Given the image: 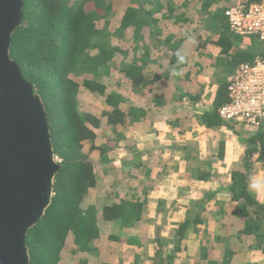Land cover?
Wrapping results in <instances>:
<instances>
[{
  "label": "trees",
  "instance_id": "16d2710c",
  "mask_svg": "<svg viewBox=\"0 0 264 264\" xmlns=\"http://www.w3.org/2000/svg\"><path fill=\"white\" fill-rule=\"evenodd\" d=\"M111 1L23 0L22 25L11 37L10 58L43 102L53 152L61 165L54 178L51 204L26 235L28 264H63L65 259L71 264H110L112 250L140 245L134 237L123 241L124 234L118 231L129 225L139 226L145 219L149 192L145 184L140 189L141 197L126 198L123 192L129 186L122 182L110 204L88 200L97 188V168L124 140L130 124L149 133L154 131L153 123L161 122L182 135L181 126L194 117L206 130L233 129L234 125L223 122L217 114L227 100L225 83L217 85L210 107H204L208 96L203 84L171 74L180 73L181 57L182 62L192 61L194 70L205 66L206 41L196 35L197 31L188 32L191 21L185 9H189V2L192 8L197 7L199 20L208 18L216 28L208 44L217 55L226 57L227 73L263 51L253 37L244 49L240 47L244 38L230 32L224 17L226 9L218 5V0H182V8L175 0H166L164 5L157 0H127L129 7L122 10L117 27L111 23L115 15ZM163 8L167 15L161 13ZM162 21L173 28L168 34L163 32ZM126 35L131 37L129 46L123 45ZM161 51L168 55L169 72L161 70ZM159 85L169 89L170 98L154 92ZM149 108L154 109L150 115ZM248 128L234 133L243 143V153L227 185L190 201L191 212L175 229L174 246L163 257V245L155 239L150 264L174 263L189 233L199 234L206 221L202 218L204 205L218 192L229 198L221 211L227 231L214 239L224 242L219 264H255L248 261V252L233 250L230 245L234 243L250 241L264 255V202L248 189L255 166L264 170V121L257 128ZM216 144L217 153L211 159L222 161L224 144ZM192 158L196 163L189 172L192 183L209 181L210 162L205 169L197 165L198 156ZM198 259L207 257L200 254Z\"/></svg>",
  "mask_w": 264,
  "mask_h": 264
},
{
  "label": "rangeland",
  "instance_id": "374dc122",
  "mask_svg": "<svg viewBox=\"0 0 264 264\" xmlns=\"http://www.w3.org/2000/svg\"><path fill=\"white\" fill-rule=\"evenodd\" d=\"M157 1L162 5L166 3V0ZM175 1L182 8V0ZM229 1L234 3L232 5L244 2V0H218V5L225 7L231 3ZM111 4L112 12L115 14L111 17V23L117 27L119 15L123 9L129 7V3L127 0H112ZM187 5L189 9L185 10L191 21L188 32L197 31L196 35L201 36L202 41L207 43L204 47L207 53L204 54L205 66L197 67L195 70L192 61L185 63L181 60L182 66L178 78L185 77L203 84L204 93L208 96V98L205 97L203 104L204 107H210L212 91L219 83H224L225 76L228 74L225 70L228 63L225 56L217 55V52L208 44L209 37L216 31L210 19L199 20V15L196 16L197 7L192 8L193 4L190 2ZM165 11L166 9L163 8L161 13L167 15ZM161 25H163L162 29L165 34L173 29L167 21H162ZM254 40L256 39L254 38ZM124 41L126 43L123 45L129 46L131 43L130 35H126ZM148 41L150 46L151 40L148 39ZM247 42L244 40L240 47L242 46L244 49ZM159 56L160 62L164 65L161 70L166 69L169 72L171 68L168 66V55L165 51H161ZM154 92L158 95L161 94L162 98H170L169 89L165 86L160 87L159 85ZM153 110V108L147 109V114L150 115V111ZM161 124L156 122L153 125L155 133H144L135 128L134 124H130L129 129L124 134V140L116 149L107 154L104 163L97 168V188L90 192L89 203L110 204L116 189L122 185V182H126L129 186L123 192L126 198L141 197L142 190L140 189L143 184L148 187L146 192L149 191L145 219L139 226L129 225L118 231L124 234L123 241L128 237H134L140 245L131 244L120 251L112 250L109 259L110 264H150L149 258L154 256L155 244L153 241L155 239H159L162 243L161 252L164 257V254H167L174 246L177 224L191 212L190 201L199 198L205 191H215L219 186L227 185L230 172L241 163L243 143L234 133L249 129L245 125H234L231 130H206L197 123L196 118L191 117L188 123L181 126L185 133L178 138L175 137L176 132L175 134L172 130L169 131L167 127ZM250 130L255 129L250 128ZM209 139L214 142L212 143ZM219 142L224 144L222 161L211 159V155L217 153L216 143ZM154 150L156 152L152 153ZM196 156L199 157L197 165L205 169L209 166L211 172L210 180L200 184L192 183L191 173H189L195 169L196 163L192 157ZM95 160L97 164L98 161ZM207 161L210 162L208 166L206 165ZM252 176L264 178V170L255 166ZM254 196L258 201L264 202V195ZM163 198H165L163 204H159ZM228 200L227 195L218 192L214 200L204 205L202 218L206 220L205 224L200 227L198 235L189 233L184 243L185 247L181 253L176 255L173 264H211L209 261L219 264L224 253V242H216L214 239L219 235H225L227 231L226 219L221 217V211L226 209ZM115 230L117 231V227ZM211 247L213 250L210 252ZM230 247L233 250L241 249L248 252L247 258L250 263L261 264L264 259V255L254 249L250 241L241 244L234 243ZM200 254L207 259H198ZM63 264H71V261L65 259Z\"/></svg>",
  "mask_w": 264,
  "mask_h": 264
},
{
  "label": "water",
  "instance_id": "95a60500",
  "mask_svg": "<svg viewBox=\"0 0 264 264\" xmlns=\"http://www.w3.org/2000/svg\"><path fill=\"white\" fill-rule=\"evenodd\" d=\"M23 0H0V264H28L26 235L44 216L61 169L40 96L10 58Z\"/></svg>",
  "mask_w": 264,
  "mask_h": 264
},
{
  "label": "built area",
  "instance_id": "2783aa9c",
  "mask_svg": "<svg viewBox=\"0 0 264 264\" xmlns=\"http://www.w3.org/2000/svg\"><path fill=\"white\" fill-rule=\"evenodd\" d=\"M224 17L232 34L255 38L263 51L251 61L238 64L225 79L226 102L219 118L233 126L257 128L264 121V0L226 8Z\"/></svg>",
  "mask_w": 264,
  "mask_h": 264
},
{
  "label": "clouds",
  "instance_id": "9594fccd",
  "mask_svg": "<svg viewBox=\"0 0 264 264\" xmlns=\"http://www.w3.org/2000/svg\"><path fill=\"white\" fill-rule=\"evenodd\" d=\"M181 60H183V57H181ZM171 74L173 76L179 75V73L176 71H173ZM248 189L254 195H258V196L264 195V178H259L257 176H250Z\"/></svg>",
  "mask_w": 264,
  "mask_h": 264
},
{
  "label": "crops",
  "instance_id": "0c3cea01",
  "mask_svg": "<svg viewBox=\"0 0 264 264\" xmlns=\"http://www.w3.org/2000/svg\"><path fill=\"white\" fill-rule=\"evenodd\" d=\"M230 2H231V1H230ZM232 4H234V3H232V2H231V3H229L228 5H226V6H225V8H224V9H226V8H227V7H229V6H231ZM183 6H184V4H182V6H181V7H183ZM177 7H178V8H180V4H179V3H177ZM244 40H246V41H247V39H244ZM231 72H232V71H231ZM231 72H230V73H231ZM228 74H229V73H228ZM228 74H227V75H228ZM227 75H226V76H227ZM226 76H225V77H226ZM159 123H161V122H159ZM153 125H155V123H153ZM159 125H160V124H159ZM161 125H164L165 127H167V129H168L169 131L171 130V129H170L168 126H166L165 124H163V123H162ZM204 129H205V128H204ZM172 131H173V130H172ZM153 132L155 133V131H153ZM153 132H152V133H153ZM173 132L175 133V131H173ZM184 133H185V132H183V134H182V135H178V134H176V133H175V134H176V135H175V137H178V138H180V136H183V135H184ZM155 152H156L155 150H154V151H152V153H155ZM162 200H165V198H163Z\"/></svg>",
  "mask_w": 264,
  "mask_h": 264
}]
</instances>
